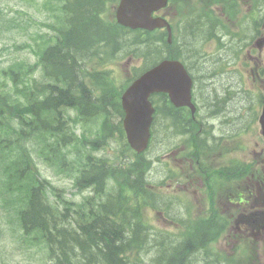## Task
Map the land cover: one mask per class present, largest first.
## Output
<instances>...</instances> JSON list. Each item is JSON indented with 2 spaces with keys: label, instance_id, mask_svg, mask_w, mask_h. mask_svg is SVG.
Here are the masks:
<instances>
[{
  "label": "trees",
  "instance_id": "16d2710c",
  "mask_svg": "<svg viewBox=\"0 0 264 264\" xmlns=\"http://www.w3.org/2000/svg\"><path fill=\"white\" fill-rule=\"evenodd\" d=\"M101 2L76 0L73 6L74 27L66 33L65 40L57 39L56 43L44 47L41 62L46 75L59 84L44 81L40 88L36 85L38 90L32 93V86L22 78L26 76L20 74L24 66L16 64L11 68V73L15 74L12 77L15 94L4 101L15 103L13 112L23 115L22 121L28 122L26 117L33 110L37 119H30L34 124L27 129L14 131L20 140L14 142L9 138L6 145L1 147L0 144V181L3 188L9 190L20 187L21 179H27L22 183L29 187L26 203L29 201L17 216L26 232L33 233V237L39 235L50 245L55 264H147L143 254H151L153 264H179V261L184 264L183 257H180L182 253L187 255L186 252L194 246H203L208 241L197 234L198 238L191 240H155L148 246L152 240L147 238L145 231L144 234L143 226L133 220V209L143 205L140 189L134 182H129V175L124 174L122 166H108L107 160L93 158L92 155L94 150L106 144L109 127L91 128L86 123L90 120L88 117L97 115V112L84 109V105L88 107L87 98L91 97L79 74V66L90 49L87 40L91 41V37L90 31L84 33L85 30L84 37H79L77 26L85 18H90L92 21L82 24L84 27H97L91 33L99 32L96 12ZM58 36L62 37L61 31ZM230 91V88L224 90L225 93ZM213 92L219 93L218 90ZM32 98L37 102L33 103ZM79 106L82 110L79 113L72 115L67 112ZM81 122L85 131L78 136L76 125ZM87 132L93 135L90 137ZM33 151L41 161L57 159L61 171L74 177L76 188L83 190L92 186L93 195L85 196L81 203L60 200L55 204L61 213L58 214L47 203L43 183L36 178L39 172ZM62 159L66 160L65 165ZM132 168L137 170L140 167L132 165ZM109 178L114 181L110 187L105 183ZM32 180L40 185L30 188ZM198 257L201 258L200 254H196L190 264Z\"/></svg>",
  "mask_w": 264,
  "mask_h": 264
},
{
  "label": "rangeland",
  "instance_id": "374dc122",
  "mask_svg": "<svg viewBox=\"0 0 264 264\" xmlns=\"http://www.w3.org/2000/svg\"><path fill=\"white\" fill-rule=\"evenodd\" d=\"M41 1L42 0H36L35 3H29L25 0H0V48H2V54L0 56L1 65L5 66L11 60L18 59H24L28 63H34L38 60V56L34 54V51L31 47L36 48L41 40L47 39V32L49 31V28L46 26V22H52L53 20L48 16L49 11L42 10L40 6ZM7 16H11L8 19L13 20V28L11 30L5 24ZM16 20H21L22 26H27L26 33L21 32L22 27L19 24H15ZM87 21L92 20L90 18H85L83 21H81V23H79L80 26H77L78 30H80L79 37H84V30V33H86L87 31L91 32L96 29L90 28V26L84 27L82 23L85 24ZM32 36L34 37V39L32 38ZM25 43H27L28 45L23 46ZM81 43L85 46L83 41ZM232 50L233 49H231V51ZM192 60H194V58H192ZM253 65H255L254 60ZM241 66H244L243 62H241ZM206 70L208 72L212 71V68L209 64L206 67ZM34 76L39 78L41 76V72L39 70H36L34 72ZM2 79L3 78L0 75V83ZM208 80L209 79H207V81ZM207 81H205L206 84ZM206 89H209L208 85H206ZM213 91L214 90L212 89L211 92L208 93L210 94V97L212 99H218L219 97L227 99L230 98V100L226 102L225 106V110L228 109V115H231L232 112L233 114H237V110L239 109V107L246 103L245 100L240 99L236 96L232 98L235 93V88H233V92L230 94L219 93V95H215ZM224 117L225 116H221V118ZM81 130L82 127L78 126L77 132H81ZM173 133L174 128L171 127V125L167 121H164V125H161L158 132V134L160 136H164L166 140H169V135ZM262 146L263 144H260L258 146V149L260 150ZM112 147L114 148L115 145H112ZM112 147H110L109 149L110 156H114ZM153 152L155 151L153 150ZM246 152V150L242 151L243 154H246ZM34 154L36 153L34 152ZM102 154H106V152L103 151ZM151 156L153 157L152 153ZM37 161L39 169L41 171V175L49 178L55 186L62 188L61 194L63 196L71 198L75 201L81 200V195L85 194L86 191H82L81 193H79L77 188L73 185L71 176L64 174L60 175L59 173L49 168L38 158ZM155 168L156 165L154 164L153 169ZM6 206L7 205H5L4 202L0 199V261H4L7 264H53L52 262L46 260L45 254L43 253L42 249H40V247H33L28 240H24L19 232L14 229L15 225L17 226L19 221L12 216V214L6 209ZM178 207V205L174 207V211L172 214L178 211ZM158 219L160 218L154 217L153 219L154 224L157 228L161 229L164 227H170L169 230L173 231L174 233L179 231V229L177 228L179 226H170L167 224H163L162 221H159ZM227 241L228 239L223 238L221 242L215 244V247L218 249H222V251L225 252H232L233 249L229 244H227ZM254 256L258 261L260 259L262 264H264V241L262 239L258 240L257 250L255 249ZM204 257L205 255L201 256V258L198 257L193 261V264H206L207 261L204 260ZM242 260L243 261L241 264L252 263V258L250 255L248 256V253L243 254ZM208 262L211 264L210 261ZM188 263L190 264L191 262ZM179 264L181 263L179 262Z\"/></svg>",
  "mask_w": 264,
  "mask_h": 264
},
{
  "label": "flooded vegetation",
  "instance_id": "af4514ba",
  "mask_svg": "<svg viewBox=\"0 0 264 264\" xmlns=\"http://www.w3.org/2000/svg\"><path fill=\"white\" fill-rule=\"evenodd\" d=\"M243 1L244 0H236V3L234 5V10H235V15H238L240 13H242L244 11V7H243ZM220 7L218 6L217 11ZM223 21L219 20L218 22L215 21L214 23L211 24V26H214L215 29L218 31L217 34V41L222 44L223 43V38H222V31H223ZM143 32V31H142ZM178 38H173L172 41L170 42L171 44L174 42V40H177L173 47L176 48V52L177 55H182L187 59V62H185L186 66L188 65L189 67V72L191 73V75H193V77H195L196 79H201L203 80V82L200 83V89L198 90L197 94L195 95V99L197 101V103L199 104V106L202 107V101L203 103L207 106V107H212V99L210 97V94H208L210 92V90L206 89V84L205 80L207 75L209 74V72L201 65L200 62V58L196 59L195 56L197 54L194 53L192 51V47H196L199 46L201 42L198 43L199 41L203 40L204 37V33L201 31L196 33L194 32L192 34V32H190L189 36L187 37L186 35L181 36V34H177ZM219 38V40H218ZM192 58H194V60H192ZM187 67V68H188ZM209 86V85H208ZM162 97V99L165 101L166 105L168 104V99H167V95L165 94H159L158 98ZM178 110H180L182 113H187L189 112V107L187 106H181V107H176ZM217 112L220 111V109L216 110ZM216 112V113H217ZM204 117V115L200 114L198 117L195 116H187L185 117V121L187 122V126L191 127V126H195L197 128V133L192 135L189 139H188V147H186L185 145H179V143H176V145L179 147L178 153H183V151H187V154L189 157L194 156L196 154V151H200V156L202 154H204L205 157V163L210 166H221V159L223 158V156H227V150H230L229 152L232 154H235V151H239L240 149V140L238 139V137L236 136L233 140H231L228 143V148L227 149V145L225 144L226 149L223 148L222 146V142H218L214 140V137H208L209 138V143H213L215 142L213 147H210L209 145L206 144H201L200 142L197 143V139L200 140V138H198V135L200 133H202V131L204 130L205 126H208L211 122V119L214 116H209L207 118H204L203 120H201V118ZM198 120V121H197ZM204 141V140H203ZM203 150H205L203 152ZM212 150V151H211ZM189 162H188V161ZM187 160H182V158H180L178 160V165L180 167V171L182 172H186L188 176H191V182L190 185H193L195 190H198L201 187H206L208 188L210 181L208 180L210 177V172H214L215 175H223L226 176V169L225 168H221L219 169V173H216L217 170L215 169H211V167H206L204 166L203 163H201L199 160H197L196 162L194 161H190L189 159ZM240 172V169L237 168V173L236 175H238V173ZM201 175L206 176L207 178H203L201 177ZM214 175V176H215ZM228 177V175H227ZM203 180V182L201 181ZM257 190L262 189L264 191V182L261 183V186L259 184H257L256 187ZM244 201V197L242 196V200L240 202ZM245 202V201H244Z\"/></svg>",
  "mask_w": 264,
  "mask_h": 264
},
{
  "label": "water",
  "instance_id": "95a60500",
  "mask_svg": "<svg viewBox=\"0 0 264 264\" xmlns=\"http://www.w3.org/2000/svg\"><path fill=\"white\" fill-rule=\"evenodd\" d=\"M148 10L143 5V0H125L119 9L118 15L122 22L132 26H139L142 25V20L143 25L148 23L146 16L150 13V10ZM166 80V72L163 73V70L157 66L145 73L140 80L136 81L124 96L125 107L128 113L125 122L126 129L130 134L132 145L138 149H143L147 145L150 136L149 127L154 109L148 100L149 94L159 87L160 82H162V87L170 90L171 93L177 91L172 85L173 82L167 83ZM137 94L139 95V100L143 101V106L139 104L140 102L136 103L130 100V98Z\"/></svg>",
  "mask_w": 264,
  "mask_h": 264
},
{
  "label": "bare ground",
  "instance_id": "6f19581e",
  "mask_svg": "<svg viewBox=\"0 0 264 264\" xmlns=\"http://www.w3.org/2000/svg\"><path fill=\"white\" fill-rule=\"evenodd\" d=\"M207 261V263L206 264H209V262L208 261H210V260H206ZM189 262H191V261H189ZM211 262V261H210ZM212 263V262H211ZM193 264V263H192ZM205 264V263H204Z\"/></svg>",
  "mask_w": 264,
  "mask_h": 264
}]
</instances>
